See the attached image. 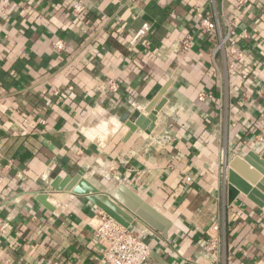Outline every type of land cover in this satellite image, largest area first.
I'll return each instance as SVG.
<instances>
[{
  "label": "crops",
  "instance_id": "0c3cea01",
  "mask_svg": "<svg viewBox=\"0 0 264 264\" xmlns=\"http://www.w3.org/2000/svg\"><path fill=\"white\" fill-rule=\"evenodd\" d=\"M76 1L0 0V264H106L88 186L145 212L115 199L150 264H264V201L227 189L236 159L264 178V0Z\"/></svg>",
  "mask_w": 264,
  "mask_h": 264
},
{
  "label": "built area",
  "instance_id": "2783aa9c",
  "mask_svg": "<svg viewBox=\"0 0 264 264\" xmlns=\"http://www.w3.org/2000/svg\"><path fill=\"white\" fill-rule=\"evenodd\" d=\"M246 2V0H239L240 4H245ZM73 9L77 14L83 13L86 10V0H77ZM195 15L202 28L206 31L216 30L220 34L219 43L215 52L224 51L227 46H236L234 37L237 32L233 28V23L231 21H226V29L224 34H222L217 14H215V20L203 16L199 11H197ZM150 30L151 24L148 22L143 23L132 39L129 40L128 44L132 47L138 46L144 41ZM244 35L245 34H241L240 36L243 38L245 37ZM64 46L65 45L62 41L54 43V47L57 50H62ZM183 47L185 49L191 47V37H188L183 41ZM232 51L233 53H236L237 49L234 47ZM109 89L111 92L116 93L119 91V86L117 83L112 82ZM204 99V95L199 96V100L203 101ZM186 180L190 182V178H187ZM95 236L106 245V250L102 257V260L106 264H150L152 254L150 246L136 233L132 232L129 228L123 226L120 222L116 221L103 211H101L98 216V223L95 227Z\"/></svg>",
  "mask_w": 264,
  "mask_h": 264
},
{
  "label": "water",
  "instance_id": "95a60500",
  "mask_svg": "<svg viewBox=\"0 0 264 264\" xmlns=\"http://www.w3.org/2000/svg\"><path fill=\"white\" fill-rule=\"evenodd\" d=\"M161 94L153 100L151 105L147 108L150 112V120L154 122L158 111L159 106H156L157 102L160 99ZM137 125H140V121L137 122ZM152 127L150 128V130ZM150 130H147L148 132ZM245 161L250 163L253 167H257V157L254 155L253 152H250L247 157H245ZM242 162L239 159L234 160L231 164L228 163L227 169V189H228V201H232L239 192L244 193L247 197L252 200L253 202L261 204L264 201V178L261 182L257 181V177L249 172L246 171L245 167H242ZM254 185L255 187L252 188ZM124 192H126L125 188L119 187L114 193L113 198L109 195L100 193L97 189L89 187L88 190H80L76 189L73 191L77 194H90V199L97 205V207L103 211L104 213L108 214L116 221L120 222L123 226L129 227L128 222L124 219L125 216L122 205L125 206L128 210H131L135 216H138L142 220H147V215L143 210H139L134 208L130 202V199L122 196ZM44 197V196H43ZM43 199V198H42ZM118 200L122 205L118 204L116 201ZM126 219L127 216H125ZM149 222V221H148ZM150 223V222H149Z\"/></svg>",
  "mask_w": 264,
  "mask_h": 264
}]
</instances>
